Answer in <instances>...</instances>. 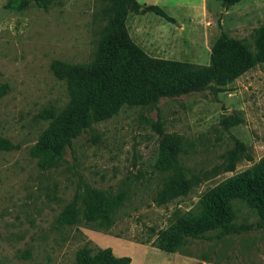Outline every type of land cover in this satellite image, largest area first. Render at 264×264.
<instances>
[{
  "label": "rangeland",
  "instance_id": "obj_1",
  "mask_svg": "<svg viewBox=\"0 0 264 264\" xmlns=\"http://www.w3.org/2000/svg\"><path fill=\"white\" fill-rule=\"evenodd\" d=\"M125 27L150 59L207 66L220 36L253 48L264 26V0L223 8L219 0H135ZM104 17L99 0H0V264H72L76 251L109 248L129 264H264V227L247 208L234 224L250 228L195 240L183 252L152 246L202 194L264 158V64L223 86L160 98L155 107L123 106L72 141L53 168H37L31 147L47 113L68 102L51 63H87ZM158 121L160 132L153 125ZM180 138L177 168H155L158 141ZM87 189L122 193L107 222H60Z\"/></svg>",
  "mask_w": 264,
  "mask_h": 264
},
{
  "label": "trees",
  "instance_id": "obj_2",
  "mask_svg": "<svg viewBox=\"0 0 264 264\" xmlns=\"http://www.w3.org/2000/svg\"><path fill=\"white\" fill-rule=\"evenodd\" d=\"M243 0H219L228 8ZM104 17L95 51L87 63L67 65L53 61L50 70L65 83L68 102L57 112L47 113V126L31 147V155L41 170L56 167L72 141L91 127L116 114L123 106L155 107L160 98H176L198 92L210 84L223 86L254 64H264V26L255 31L253 48L224 34L211 48L209 64L194 66L147 57L129 38L125 27L128 12L139 9L135 0H99ZM159 133L158 121L153 125ZM180 138L164 135L158 141L155 168L161 173L177 168ZM10 144L0 137V150ZM124 201L122 193L106 194L87 189L81 206H66L61 223L77 225L107 222ZM241 205L264 227V158L201 195L196 206L179 215L158 231L154 248L165 253H182L195 240L219 239L250 228L235 225V207ZM128 257H115L109 248H79L72 264H129Z\"/></svg>",
  "mask_w": 264,
  "mask_h": 264
}]
</instances>
